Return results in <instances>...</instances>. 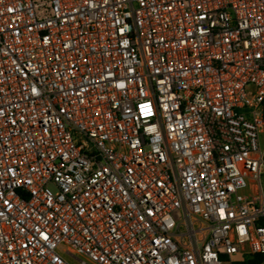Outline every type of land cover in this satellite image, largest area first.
Masks as SVG:
<instances>
[{
	"label": "built area",
	"instance_id": "obj_1",
	"mask_svg": "<svg viewBox=\"0 0 264 264\" xmlns=\"http://www.w3.org/2000/svg\"><path fill=\"white\" fill-rule=\"evenodd\" d=\"M263 132L264 0H0V264H249Z\"/></svg>",
	"mask_w": 264,
	"mask_h": 264
},
{
	"label": "rangeland",
	"instance_id": "obj_2",
	"mask_svg": "<svg viewBox=\"0 0 264 264\" xmlns=\"http://www.w3.org/2000/svg\"><path fill=\"white\" fill-rule=\"evenodd\" d=\"M261 145H262V147H264V132L261 135ZM262 180H263V186H264V168H263ZM61 248H60V252L62 253V250L64 249V247L62 246ZM62 254H63V256L67 259V261L70 264H80L79 261L75 257H72L71 255H68V254H65V253H62ZM231 257L233 259H235V260H237V259H247L248 255L243 254V253H234V254L231 255Z\"/></svg>",
	"mask_w": 264,
	"mask_h": 264
},
{
	"label": "trees",
	"instance_id": "obj_3",
	"mask_svg": "<svg viewBox=\"0 0 264 264\" xmlns=\"http://www.w3.org/2000/svg\"><path fill=\"white\" fill-rule=\"evenodd\" d=\"M259 223L264 225V218H262ZM245 262L249 264H264V253L252 254L247 257Z\"/></svg>",
	"mask_w": 264,
	"mask_h": 264
}]
</instances>
